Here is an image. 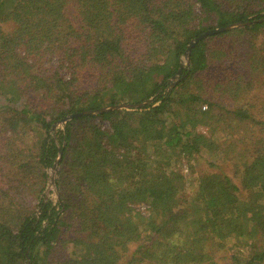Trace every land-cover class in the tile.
<instances>
[{
  "label": "trees",
  "instance_id": "obj_1",
  "mask_svg": "<svg viewBox=\"0 0 264 264\" xmlns=\"http://www.w3.org/2000/svg\"><path fill=\"white\" fill-rule=\"evenodd\" d=\"M0 264H264V0H0Z\"/></svg>",
  "mask_w": 264,
  "mask_h": 264
},
{
  "label": "rangeland",
  "instance_id": "obj_2",
  "mask_svg": "<svg viewBox=\"0 0 264 264\" xmlns=\"http://www.w3.org/2000/svg\"><path fill=\"white\" fill-rule=\"evenodd\" d=\"M200 129L202 130L203 127H201ZM209 161H211L209 154H207L206 152L205 153L203 152L202 156L199 159H197V161L195 162V166L197 167V165L199 166L200 164H202L203 166H206V163ZM169 163H170L172 169L180 170L186 176H187L188 171L191 172V170H189L190 164L187 161V159L184 158L183 156H181V158L178 156H172L169 159ZM192 164H194V163H192ZM187 180L189 181V177H186V181ZM190 187H191V185L188 184L186 187V191H188L190 189ZM49 188H50V186H49ZM53 195H55V194L53 193ZM137 209L140 210L145 216H147L148 210H147L146 205L139 204V205H137ZM229 246L230 245H228L226 248H228ZM224 250L219 251V253H218L219 256H223L226 253ZM228 255H229V253H228ZM225 260H227V259H225Z\"/></svg>",
  "mask_w": 264,
  "mask_h": 264
},
{
  "label": "water",
  "instance_id": "obj_3",
  "mask_svg": "<svg viewBox=\"0 0 264 264\" xmlns=\"http://www.w3.org/2000/svg\"><path fill=\"white\" fill-rule=\"evenodd\" d=\"M238 24H239V23H231V24L226 25V26H224V27H218V28L210 29V30H207L206 32L200 34V35L197 36L196 38H194V39L190 42V44L188 45V49H187V51H186V53H185V58H184V59L186 60V62H187V58H188V56H189V54H190V50H191L192 46H193L194 43L197 42L199 39H201V38H203L204 36H207V35H209V34H213V33H216V32H220V31H222V30L229 29V28L234 27V26H236V25H238ZM183 65H184V64H182L181 67H182ZM181 67H180V70H181ZM143 104H144V103H141V105H143ZM115 107H122V106H119V105H116V106H107V107H103L102 109H98V110H95V111H86V112H84V113H95V112H98V111H103V110H107V109H111V108H115ZM79 114H81V113H79ZM71 117H73V115H69V116L65 117V119H69V118H71Z\"/></svg>",
  "mask_w": 264,
  "mask_h": 264
}]
</instances>
